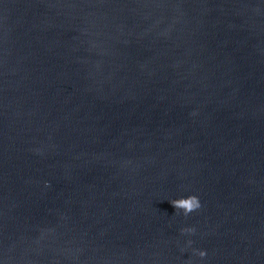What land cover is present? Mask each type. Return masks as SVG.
I'll return each mask as SVG.
<instances>
[{
    "label": "water",
    "instance_id": "water-1",
    "mask_svg": "<svg viewBox=\"0 0 264 264\" xmlns=\"http://www.w3.org/2000/svg\"><path fill=\"white\" fill-rule=\"evenodd\" d=\"M0 264H264V0H0Z\"/></svg>",
    "mask_w": 264,
    "mask_h": 264
},
{
    "label": "clouds",
    "instance_id": "clouds-1",
    "mask_svg": "<svg viewBox=\"0 0 264 264\" xmlns=\"http://www.w3.org/2000/svg\"><path fill=\"white\" fill-rule=\"evenodd\" d=\"M173 207L176 210H182L183 214L185 216L189 215L195 210H198L201 207L199 198L195 195H190L187 198H179V199H173L169 201ZM182 234L188 233V234H194L195 229L194 228H184L181 229ZM188 245L190 246L192 244V241L189 240ZM199 257L203 258L206 256V252L203 250H193Z\"/></svg>",
    "mask_w": 264,
    "mask_h": 264
}]
</instances>
